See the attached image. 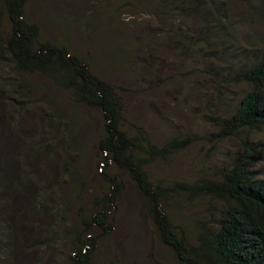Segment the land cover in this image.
<instances>
[{
  "label": "rangeland",
  "instance_id": "374dc122",
  "mask_svg": "<svg viewBox=\"0 0 264 264\" xmlns=\"http://www.w3.org/2000/svg\"><path fill=\"white\" fill-rule=\"evenodd\" d=\"M158 2L26 0L25 11L39 24L40 41L65 42L114 84L130 134L157 146L173 138L188 139L165 157L148 155L147 168L154 183L168 187L165 206L176 230L198 243L215 226L224 205L215 195L184 190L179 184L221 175L242 149L241 135L264 141V128L217 135L220 119L233 112L248 89L232 77L245 61L243 54L249 52L251 58L264 46V0H229L223 32L190 12H166L162 18L170 23L165 27L172 29L165 38L164 21L151 12ZM199 29L200 39L184 42L183 33L193 35ZM28 80L34 88L26 93L37 102L16 118H7L6 103L1 106L0 173L9 172L8 144L21 155L13 171L25 175L9 179L6 203L13 207L18 202L24 228L14 224L19 236L10 238L0 264H73L69 254L75 253V230L100 208V197L108 190L105 171L116 174L123 188L111 211L113 227L91 249L93 264H181L159 239L133 182L115 166L105 169L98 163L101 111L74 104L50 79L30 75ZM2 95L8 99L9 92ZM254 168L264 176V146ZM35 204L41 205L39 211Z\"/></svg>",
  "mask_w": 264,
  "mask_h": 264
},
{
  "label": "trees",
  "instance_id": "16d2710c",
  "mask_svg": "<svg viewBox=\"0 0 264 264\" xmlns=\"http://www.w3.org/2000/svg\"><path fill=\"white\" fill-rule=\"evenodd\" d=\"M228 2L159 0L151 12H156L164 21L163 38L167 37L166 30L170 35L172 29L165 27L170 23L162 18L166 12L170 16L190 12L195 18L198 16L203 22L205 20L206 25L218 27L223 32L230 16ZM25 7L26 0H0V73H3L0 76V114L3 112L1 106L6 103L5 115L16 118L38 101L26 93L34 88L28 76L54 81L67 91L74 104L101 111L104 123L97 143L98 163H102L105 169L115 166L133 182L159 239L174 252L181 264H264V176L254 168L264 141L254 140L249 134L241 135L242 149L224 167L221 175L201 183L176 184L194 193L215 195L224 205L215 226L203 233L198 243L191 242L186 234L176 230L165 206L168 187L165 189L154 183L147 168L148 155L165 157L174 149L184 147L188 139L173 138L157 146L137 134H130L123 124L124 106L114 84L102 78L82 53L65 42L40 41V26L27 17ZM202 33V29L193 35L183 33L184 42L187 43L190 37L200 39ZM261 49L251 58L248 57L249 52L243 54L245 61L232 76L235 82L247 83L248 89L233 112L220 119L218 136H237L242 130L264 128V46ZM6 70L9 74L4 73ZM4 85L8 89L2 91L1 86ZM4 91L5 94L9 92L8 99L2 95ZM6 151L10 155L6 168L9 172L0 173V260L9 250L4 248L9 246L10 238L13 241L19 236L14 224L19 230L24 228L18 202L13 207L6 203L12 189L9 179L13 177L16 180L18 175H25L13 171L18 169L21 155L8 144ZM104 174L108 190L100 197V208L90 218L82 220L83 226L79 231L75 230L76 236L72 240L75 253L69 254L73 264H93L91 249L113 227L111 211H115L123 183L116 174L107 171ZM13 190L16 191V187ZM34 207L37 211L41 209L39 204ZM8 212L12 223L7 217ZM34 241L43 239L35 237Z\"/></svg>",
  "mask_w": 264,
  "mask_h": 264
}]
</instances>
